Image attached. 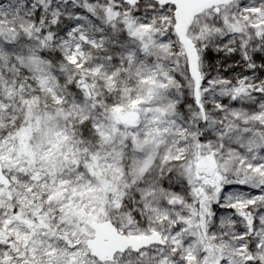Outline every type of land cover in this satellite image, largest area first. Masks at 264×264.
<instances>
[{
  "label": "snow or ice",
  "instance_id": "1",
  "mask_svg": "<svg viewBox=\"0 0 264 264\" xmlns=\"http://www.w3.org/2000/svg\"><path fill=\"white\" fill-rule=\"evenodd\" d=\"M0 264H264V0H0Z\"/></svg>",
  "mask_w": 264,
  "mask_h": 264
}]
</instances>
